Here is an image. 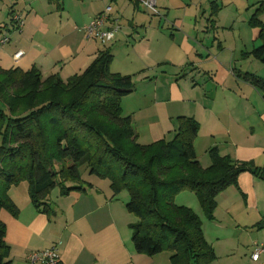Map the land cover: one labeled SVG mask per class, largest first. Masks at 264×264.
<instances>
[{"label":"crops","instance_id":"crops-1","mask_svg":"<svg viewBox=\"0 0 264 264\" xmlns=\"http://www.w3.org/2000/svg\"><path fill=\"white\" fill-rule=\"evenodd\" d=\"M173 1L157 0L158 15H152L136 0H0V12L7 9L9 16L8 22L0 23L6 26L0 29L1 38L9 39L0 45V68L22 72L35 68L43 77L57 75L66 82L102 52H109L110 72L130 76L134 84L121 109L123 116L130 117L136 140L142 135L161 140L175 129L176 119L189 117L199 124L196 139L200 133L207 136L205 154L213 147L232 161L264 168V99L238 77L240 73L261 76L251 61L241 58L248 47L255 49L259 28L247 31L246 40L239 35L233 48L219 45L213 54L211 28L222 16L217 2L233 4L238 11V0H186L176 11ZM101 13L120 26L108 44L88 38L83 30ZM14 17L24 21L20 30ZM18 52L21 57L15 56ZM243 62L248 65L239 64ZM196 157L202 168L209 167V160L201 162L197 153ZM81 179V190L62 193L58 187L54 202L50 191L45 213L31 204L27 190L12 198L10 188L8 195L19 212L13 216L0 211L10 264H30L29 254L54 245L62 264L147 262L134 247L125 248L121 233L127 229L131 240L133 222L127 218L132 214L115 201L109 181L90 174ZM217 212L225 214L233 228L251 226L258 231L256 236L264 237V176L243 172L236 185L218 194L212 223L227 228L216 218ZM203 233L214 246L218 239L212 242L206 230ZM261 242L264 238L254 244Z\"/></svg>","mask_w":264,"mask_h":264},{"label":"trees","instance_id":"trees-1","mask_svg":"<svg viewBox=\"0 0 264 264\" xmlns=\"http://www.w3.org/2000/svg\"><path fill=\"white\" fill-rule=\"evenodd\" d=\"M262 11L264 4L249 23L259 28L260 46L252 56L264 63ZM111 62L112 55L102 52L66 82L57 75L43 77L35 68L28 72L0 68V77L12 79L9 86L27 90L25 98L37 101L31 110L15 115L13 104L6 106L0 98V211L17 216L19 209L8 192L26 182L31 204L47 212L46 198L53 188L62 193L82 189L79 166L85 164L90 175L109 181L114 196L128 192L125 208L136 218L130 229L137 253L152 257L167 251L169 264H211L216 255L204 238L200 218L191 209L176 206L174 196L192 192L212 219L220 192L236 185L243 172L264 176V168L232 161L216 148L208 151L209 167L202 168L194 149L199 124L189 117L177 119L172 140L138 144L130 117L121 109L134 84L130 76L111 73ZM238 77L264 99V78L251 73ZM91 115L100 122L88 121ZM41 120L52 129L47 144L41 137ZM5 234L0 220V264H10Z\"/></svg>","mask_w":264,"mask_h":264},{"label":"rangeland","instance_id":"rangeland-1","mask_svg":"<svg viewBox=\"0 0 264 264\" xmlns=\"http://www.w3.org/2000/svg\"><path fill=\"white\" fill-rule=\"evenodd\" d=\"M157 2V0H156ZM186 0H174L172 2L174 8L173 11H176V9H180L184 7ZM187 3V2H186ZM218 6L220 7V13H221V22H218L217 25H212L213 28L211 31V44L213 45L214 50L212 53L214 54V51H217L218 46H225L226 44L231 45L233 48L238 42H239V35L241 36V41L247 39V31L254 30V26H252L249 23V26L247 24V21L251 14L255 13L254 11L256 8H259L261 4H264V0H238L236 1V8H238V11L235 10V6L229 5L227 3H221L217 2ZM224 4V5H223ZM232 6V7H231ZM254 7V9H252ZM0 23L4 24L9 21L8 16V10L4 12H0ZM264 13V11H262ZM202 15L200 14L198 16L199 19H201ZM261 21L264 20V14L260 16ZM216 22V21H215ZM212 23V22H211ZM169 35V33H168ZM3 36V33L0 32V38ZM224 40H227L226 43H224ZM223 44V45H221ZM260 46V42L258 41V44L254 48H258ZM254 50V49H253ZM251 47H248L247 50H244V52L241 54V58L243 61L249 60L253 63V66L257 67V70L261 71V76L264 78V63H261L260 61L256 60L252 56ZM242 65H248L246 62H243ZM239 65V66H240ZM254 68V67H253ZM12 79L2 76L0 77V98L3 101V103L6 106H10L13 104L14 112H12L15 115H19L21 113L27 112L31 110V108L34 106V103H37V101H28L25 98V95L27 93V90H22L19 88H13L9 86V82ZM99 121L97 117L94 115H91L88 118V121H91L94 123V121ZM100 122V121H99ZM177 119H176V127L173 131H171L166 137L163 139L169 141L172 140L175 134V131L177 129ZM42 126H41V137L44 142L50 143V136L52 134V129L49 127V125L46 124L44 120H41ZM3 124V120L0 119V125ZM205 126H202L201 132H203ZM139 132H142L140 130ZM196 140V141H195ZM195 151L197 155L199 156V159L201 162H204V160H209L210 157L207 153L205 154L203 151V146L206 144L207 136H203L202 133H200L199 138H195ZM138 144L140 145H149L156 141L154 139H151V137H141L136 140ZM49 146V145H48ZM213 148V147H212ZM218 151V150H217ZM219 153V151H218ZM220 154V153H219ZM58 166H56V169ZM79 171L81 176L83 175V178H87L89 171L86 167V165H80ZM27 190V183L22 182V184L18 186L12 187V190L10 192V196L12 198H16L15 194L21 195L24 191ZM59 194V188L55 187L51 190L50 197L53 200L56 199V197ZM115 201L122 205L123 207L126 205V203L129 201V195L126 190L121 191L119 194L116 195ZM17 200V199H16ZM173 203L176 206H184L189 209H191L199 218L201 221V227L203 230H206V235L209 240H213L215 238L218 239V241H214L215 245L212 246L210 242H208L207 238H205L206 242L215 250V253L217 255V258L211 263V264H253L250 261V253L252 251V246L254 242H259L262 238V234L259 233L258 236H256L255 228L251 226H242L240 228H233V224L231 223L230 219L226 217V215L217 212L216 218L223 220L224 227L227 226V228L219 227L216 228L215 224L212 223L214 216H215V210L213 211V217L212 219H209L203 211L201 210L200 203L198 198L193 194L192 192L184 191L181 193H178L173 198ZM51 208L53 209V214L55 211V207L53 206V203H51ZM52 214V215H53ZM129 222H136V218L131 215L129 218H127ZM202 230V232H203ZM260 232V231H259ZM122 234V239L125 245L126 249H133L132 242L130 240V233L126 229L125 234ZM204 235V233H203ZM171 253L170 252H162L155 256L148 257L146 256L143 261H147L145 264H169V258Z\"/></svg>","mask_w":264,"mask_h":264},{"label":"built area","instance_id":"built-area-1","mask_svg":"<svg viewBox=\"0 0 264 264\" xmlns=\"http://www.w3.org/2000/svg\"><path fill=\"white\" fill-rule=\"evenodd\" d=\"M139 2L149 13L158 15L156 0H136ZM13 21L16 23L17 29L23 27L24 21L19 17H14ZM110 22V25H107ZM83 30L88 38L95 39L101 44H108L114 39L115 33L120 30L119 24L111 20L107 13H101L91 23L83 27ZM8 37L0 39V45L8 42ZM16 57H21L22 52H18ZM250 259L253 263L264 264V242L253 245ZM30 264H62L60 254L56 245L49 249L31 253L28 255Z\"/></svg>","mask_w":264,"mask_h":264}]
</instances>
